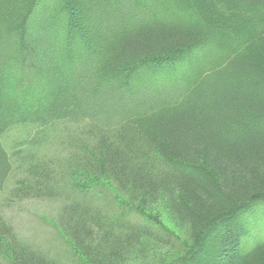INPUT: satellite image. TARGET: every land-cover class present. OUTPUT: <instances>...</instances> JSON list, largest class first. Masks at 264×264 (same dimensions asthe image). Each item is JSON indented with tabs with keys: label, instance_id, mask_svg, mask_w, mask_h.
Wrapping results in <instances>:
<instances>
[{
	"label": "trees",
	"instance_id": "16d2710c",
	"mask_svg": "<svg viewBox=\"0 0 264 264\" xmlns=\"http://www.w3.org/2000/svg\"><path fill=\"white\" fill-rule=\"evenodd\" d=\"M10 178L85 264H264V0H0ZM157 203L182 237L140 219ZM0 257L58 264L1 214Z\"/></svg>",
	"mask_w": 264,
	"mask_h": 264
},
{
	"label": "rangeland",
	"instance_id": "374dc122",
	"mask_svg": "<svg viewBox=\"0 0 264 264\" xmlns=\"http://www.w3.org/2000/svg\"><path fill=\"white\" fill-rule=\"evenodd\" d=\"M15 134L10 133L9 139L15 137ZM2 142L7 148L8 140L4 138ZM13 183V178L8 179L0 193V214L13 228L17 238L58 264H85L84 259L76 252L56 224L55 218L62 203L47 200L7 202V191ZM83 183V188L90 189V192H94L92 194L101 193V197L108 196V201L109 198H113L117 207L127 206L125 199L118 197L108 182L99 180L97 183L90 180L89 182L83 181ZM138 208V211L143 210L140 219L147 222L155 220L170 232L182 237L181 230L177 228L163 205L157 203L150 206H138ZM155 251L156 255H159L164 250L156 248ZM0 264H9V262L0 257ZM128 264H138V262L133 260Z\"/></svg>",
	"mask_w": 264,
	"mask_h": 264
}]
</instances>
